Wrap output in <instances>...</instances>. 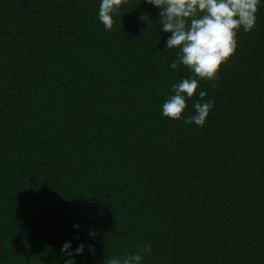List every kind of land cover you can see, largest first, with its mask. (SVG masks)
<instances>
[{"label": "trees", "instance_id": "1", "mask_svg": "<svg viewBox=\"0 0 264 264\" xmlns=\"http://www.w3.org/2000/svg\"><path fill=\"white\" fill-rule=\"evenodd\" d=\"M100 3L0 0V264L145 245L143 264H264V0L217 87L199 86L202 127L161 115L190 72L169 66L160 9L128 0L105 31Z\"/></svg>", "mask_w": 264, "mask_h": 264}, {"label": "clouds", "instance_id": "2", "mask_svg": "<svg viewBox=\"0 0 264 264\" xmlns=\"http://www.w3.org/2000/svg\"><path fill=\"white\" fill-rule=\"evenodd\" d=\"M128 0H101L99 20L105 31H111L116 23L114 17ZM160 9L159 23L164 32L171 35L166 41L167 49H178L175 60L169 65L177 70L180 65L189 69L190 75L171 85L172 94L168 95L161 107L162 117L195 123L202 127L214 107V101L204 100L206 91L199 90L201 82L212 88L214 81L220 79L221 66L236 52L238 33L251 32L257 26V13L260 0H146ZM144 19V17H141ZM198 93L200 99L193 107L195 114L185 117L186 101ZM78 227V225H77ZM94 236L95 233H90ZM71 242H65L61 251L69 257ZM80 244L76 254L84 251ZM91 249L92 246L89 245ZM151 253V245H145L138 252H128L123 258L112 257L107 264H143L144 254ZM65 264H75L68 259Z\"/></svg>", "mask_w": 264, "mask_h": 264}]
</instances>
